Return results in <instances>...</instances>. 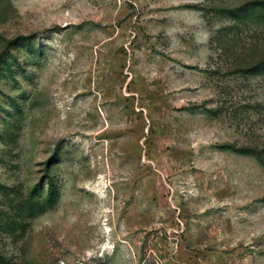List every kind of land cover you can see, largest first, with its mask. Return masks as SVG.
Segmentation results:
<instances>
[{
	"label": "rangeland",
	"instance_id": "rangeland-1",
	"mask_svg": "<svg viewBox=\"0 0 264 264\" xmlns=\"http://www.w3.org/2000/svg\"><path fill=\"white\" fill-rule=\"evenodd\" d=\"M259 1L0 0L8 264H264Z\"/></svg>",
	"mask_w": 264,
	"mask_h": 264
},
{
	"label": "trees",
	"instance_id": "trees-1",
	"mask_svg": "<svg viewBox=\"0 0 264 264\" xmlns=\"http://www.w3.org/2000/svg\"><path fill=\"white\" fill-rule=\"evenodd\" d=\"M254 5L252 6V8H250V9H252L250 12H254L256 15H260V16L263 15L264 14V1H259L257 4H254ZM244 10L245 9H243L242 11H244ZM260 69H262V66L259 63L253 64V66H252L253 71L254 70H260ZM208 110L210 112H213L212 109H208ZM225 146L229 147L233 150H236V151H241V152H245V153L251 152V149L247 146L243 147V148L235 147V146H232L230 144H226ZM49 184L50 185H49V189H48V193H47V197H46L45 201L43 202L42 205L38 204V203L36 204V205L42 207L41 209H43V210L45 209V207L47 205H49V206L53 205L56 202L57 197L59 195V189L54 185L51 178L49 179ZM33 196H35L34 189H32V191H31V197H33ZM0 264H8L7 258L4 255H2L1 253H0Z\"/></svg>",
	"mask_w": 264,
	"mask_h": 264
}]
</instances>
